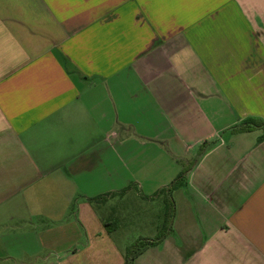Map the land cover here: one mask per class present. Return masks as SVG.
Wrapping results in <instances>:
<instances>
[{"label":"crops","instance_id":"1","mask_svg":"<svg viewBox=\"0 0 264 264\" xmlns=\"http://www.w3.org/2000/svg\"><path fill=\"white\" fill-rule=\"evenodd\" d=\"M247 119L264 0H0V264H124L138 238L114 208L138 198L156 236L154 195L203 143L132 264H264L263 131L231 132Z\"/></svg>","mask_w":264,"mask_h":264},{"label":"trees","instance_id":"2","mask_svg":"<svg viewBox=\"0 0 264 264\" xmlns=\"http://www.w3.org/2000/svg\"><path fill=\"white\" fill-rule=\"evenodd\" d=\"M255 129H261L263 131V135L260 140L264 139V122L259 119H247L242 123L231 128V132L240 133L252 131ZM207 150V143H203L198 150L197 156L189 163V165L175 178L173 179L166 187L161 188L154 196H162L164 208L167 211L165 216V221L163 226L159 230V232L153 238H143L138 239L128 247H126L124 252V264H132L134 258L142 252L145 248L155 245L159 241H161L167 234H169L171 230V225L174 217L175 205L172 199V192L176 189L183 187L186 183V174L193 167L195 162H197L198 158ZM103 199V197H97L93 199H89L90 202H98ZM114 225V223H111ZM109 224L105 223L107 227Z\"/></svg>","mask_w":264,"mask_h":264},{"label":"rangeland","instance_id":"3","mask_svg":"<svg viewBox=\"0 0 264 264\" xmlns=\"http://www.w3.org/2000/svg\"><path fill=\"white\" fill-rule=\"evenodd\" d=\"M129 203L136 205L135 202H140L143 205L144 204L142 201H140L138 198L135 200V202L128 200ZM127 201L118 203L117 206L114 208V214L112 215V221L115 224L120 225L122 227L123 231H119L121 233L120 235H123V240L126 242H131L135 239H140V237H147L152 234V232H155V229L152 228L151 225H145L149 222L150 215L153 213L154 210L150 208L140 207L136 210H128V203ZM147 203H149L146 200ZM150 205V203H149ZM135 207V206H134ZM162 207L164 205L162 204ZM165 213L167 212L164 208ZM150 228H152L150 231Z\"/></svg>","mask_w":264,"mask_h":264}]
</instances>
